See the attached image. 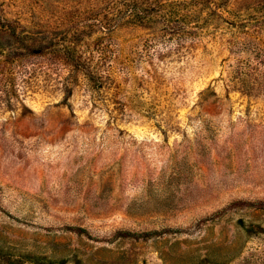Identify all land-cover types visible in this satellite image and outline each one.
I'll return each instance as SVG.
<instances>
[{
	"label": "rangeland",
	"instance_id": "rangeland-1",
	"mask_svg": "<svg viewBox=\"0 0 264 264\" xmlns=\"http://www.w3.org/2000/svg\"><path fill=\"white\" fill-rule=\"evenodd\" d=\"M224 2L0 0V264H264V89L225 21L264 0ZM65 52L103 76L72 108Z\"/></svg>",
	"mask_w": 264,
	"mask_h": 264
},
{
	"label": "trees",
	"instance_id": "trees-1",
	"mask_svg": "<svg viewBox=\"0 0 264 264\" xmlns=\"http://www.w3.org/2000/svg\"><path fill=\"white\" fill-rule=\"evenodd\" d=\"M236 2V1H235ZM211 10L216 13L223 15L224 12H231L229 8H223L225 6L224 0H209ZM235 5V4H234ZM136 5L133 6V11L130 17H138L141 16L140 13L136 10ZM224 9V11H223ZM235 17L240 18V13L235 12ZM252 19V18H251ZM249 19V21L251 20ZM228 25L233 26L234 29L230 31L233 32L235 30L242 29V33L244 34L242 37L245 41L241 42L239 47L242 53H250L256 55V58H251V56L247 55L242 60H239L238 69H236L237 80L248 86L257 85L264 89V21H259L257 25L249 26L247 25L246 20H225ZM235 34V33H234ZM64 59L69 64L68 76H66V82H64V90H63V101L66 105L72 108V102L70 101L71 91H70V82L72 81L69 78H72L75 72H79L78 69L84 71V76L86 79L92 83V86L95 88H99L103 83V76L99 72H94L93 70L88 69V64L84 55H79L81 59L76 60V57L71 56L70 52L64 53ZM63 54V55H64ZM83 58V59H82ZM102 59V57H100ZM255 60V63H254ZM72 69V70H71ZM96 71V70H95ZM247 87V86H244ZM97 90V89H96ZM150 235V233H148Z\"/></svg>",
	"mask_w": 264,
	"mask_h": 264
}]
</instances>
